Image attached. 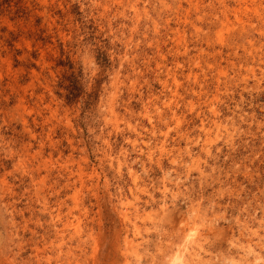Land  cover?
I'll list each match as a JSON object with an SVG mask.
<instances>
[{
	"label": "rangeland",
	"instance_id": "rangeland-1",
	"mask_svg": "<svg viewBox=\"0 0 264 264\" xmlns=\"http://www.w3.org/2000/svg\"><path fill=\"white\" fill-rule=\"evenodd\" d=\"M0 264H264V0H0Z\"/></svg>",
	"mask_w": 264,
	"mask_h": 264
}]
</instances>
